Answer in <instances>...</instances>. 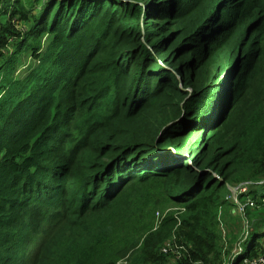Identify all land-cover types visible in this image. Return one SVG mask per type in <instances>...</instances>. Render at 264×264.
Returning <instances> with one entry per match:
<instances>
[{
	"label": "trees",
	"instance_id": "obj_1",
	"mask_svg": "<svg viewBox=\"0 0 264 264\" xmlns=\"http://www.w3.org/2000/svg\"><path fill=\"white\" fill-rule=\"evenodd\" d=\"M2 1L0 264H222L231 187L264 180V0ZM154 185L177 210L124 243Z\"/></svg>",
	"mask_w": 264,
	"mask_h": 264
},
{
	"label": "rangeland",
	"instance_id": "obj_2",
	"mask_svg": "<svg viewBox=\"0 0 264 264\" xmlns=\"http://www.w3.org/2000/svg\"><path fill=\"white\" fill-rule=\"evenodd\" d=\"M6 1L9 7L12 1ZM3 3L4 2H1L0 0V7L3 5ZM27 27L23 26L21 28L26 29ZM48 38H45L46 40H44V47L42 49L43 52L46 50V47L49 43ZM16 45V42L11 43L8 49V54L15 50ZM21 57V62L15 68V76L19 77L20 79L29 74L36 67V65L39 64V60L33 57V55L30 53H24L23 55H21ZM263 185L264 180L244 182L238 186V190L236 192L231 190V193L228 195V198L233 199L236 202L237 206H233V208L231 207L232 210L230 209V214L221 215L219 233L222 237V264H232L233 258L236 257V255L241 251L240 247L243 244L242 242L246 240L245 237L247 235V230H251L254 226L253 223L256 222V218H254V215H245V205H243L239 201L238 196L242 193L247 194L253 186H255L256 188L259 186V192L264 193ZM144 190L145 188L141 187L138 189V192H144ZM151 194H155L158 200L150 198L146 201H139L137 213L120 222L122 226L119 228V234L120 239L124 240V243L126 242V238L122 236V231H131L138 235H141L149 227H158L162 220L165 219L168 214L177 210V207L175 206L173 201H168L165 197H163L158 185H154L151 188ZM246 201L247 204L250 205L251 210L253 209V207L258 206L257 200H254L252 196H249L248 194L246 196ZM262 201L264 202V199H262ZM175 215L178 216L179 212H176ZM256 224L259 225V229H264V220H261V222H256ZM114 227L115 225L113 224L111 226V229L114 230ZM256 233L257 231H254L251 238L255 237ZM108 235L109 232L107 231L105 235L106 241L109 239ZM177 240L178 237L176 234L168 241V243H166V245L168 247L171 246L172 248H174L175 246L179 247V242ZM246 249L247 247L245 248V250ZM126 260L127 257L122 258L119 260L118 264H125Z\"/></svg>",
	"mask_w": 264,
	"mask_h": 264
},
{
	"label": "built area",
	"instance_id": "obj_3",
	"mask_svg": "<svg viewBox=\"0 0 264 264\" xmlns=\"http://www.w3.org/2000/svg\"><path fill=\"white\" fill-rule=\"evenodd\" d=\"M174 251L175 253L178 254V257L181 256L180 247L175 246L174 248H172L171 246H165L162 249V252L168 253L169 251ZM233 264V263H232ZM242 264H264V254L259 255L258 257L254 258V259H246Z\"/></svg>",
	"mask_w": 264,
	"mask_h": 264
},
{
	"label": "water",
	"instance_id": "obj_4",
	"mask_svg": "<svg viewBox=\"0 0 264 264\" xmlns=\"http://www.w3.org/2000/svg\"><path fill=\"white\" fill-rule=\"evenodd\" d=\"M231 190L236 192L238 190V186H235V187H231Z\"/></svg>",
	"mask_w": 264,
	"mask_h": 264
}]
</instances>
